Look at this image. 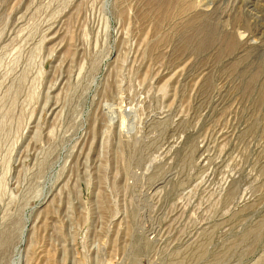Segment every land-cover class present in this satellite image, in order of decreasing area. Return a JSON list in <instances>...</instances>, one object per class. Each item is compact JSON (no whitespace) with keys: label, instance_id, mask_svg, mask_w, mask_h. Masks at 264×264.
Masks as SVG:
<instances>
[{"label":"rangeland","instance_id":"rangeland-1","mask_svg":"<svg viewBox=\"0 0 264 264\" xmlns=\"http://www.w3.org/2000/svg\"><path fill=\"white\" fill-rule=\"evenodd\" d=\"M0 264H264V0H0Z\"/></svg>","mask_w":264,"mask_h":264},{"label":"bare ground","instance_id":"bare-ground-1","mask_svg":"<svg viewBox=\"0 0 264 264\" xmlns=\"http://www.w3.org/2000/svg\"><path fill=\"white\" fill-rule=\"evenodd\" d=\"M162 182V181H161ZM158 184H160V183H158Z\"/></svg>","mask_w":264,"mask_h":264}]
</instances>
